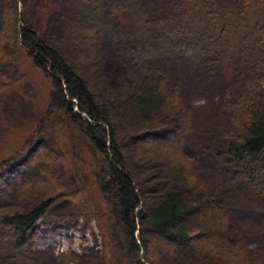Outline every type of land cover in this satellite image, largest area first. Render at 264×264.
<instances>
[{
    "label": "trees",
    "instance_id": "16d2710c",
    "mask_svg": "<svg viewBox=\"0 0 264 264\" xmlns=\"http://www.w3.org/2000/svg\"><path fill=\"white\" fill-rule=\"evenodd\" d=\"M70 2L74 12L66 18L67 28L75 30L82 38L89 39L92 36L89 33L95 30H111L110 19L117 13L130 14L135 27L127 22L128 27L121 26L119 34L123 45L135 49L143 47L144 43L150 44L151 27L165 20L164 33L158 36L159 45L166 47L168 36L176 38L183 33L184 51L189 53V58L210 64L213 73L220 71L227 79L234 76L239 80L240 90L234 102L228 105L231 108L227 114L228 129L222 135L217 157L232 167L235 175L256 195L264 224V109L256 102V89L264 70V0H243V3L238 0L231 12L217 6V0H162L152 11L142 8L141 0ZM70 38L79 41L72 35ZM19 52L42 72L47 84L57 89V100L50 105L46 116L60 114L62 126L69 134L80 131L89 142L88 171L83 169L80 174L83 179L86 176L94 179L110 234L120 236L127 244L120 248L127 264H153L148 257L150 248L164 246L162 241L180 248L175 253L178 257L175 264H239L234 256L241 242L237 230L227 223L223 228V218H205L206 213L223 216L224 202L204 190L179 154L184 135L190 130V115L181 105L176 112L171 110L169 103L178 98L165 81L162 70L142 68L148 81L138 93L136 114L142 125L151 128L165 115H172L175 123L180 122L177 133H171L164 140L156 137L148 154L164 163L163 179L183 183L189 190L180 196L148 200L141 196L129 171L123 153V136L110 105L91 87L87 73L65 60L28 23L26 10L19 9L18 0H0V65H10ZM223 53L226 57L221 56ZM162 142L169 147L172 160H167ZM62 148L38 143L26 152L23 163L33 164L38 157L39 172L54 182L62 168L61 160L65 155ZM10 158L0 162V186L8 178V172L17 175L22 166L21 160L18 163L17 159ZM55 186L56 195H48L45 190L47 195L26 211H0V248L10 255V264H27L25 253L35 244L36 222L48 213L56 200L77 199L80 205L86 206L80 199L81 192L68 191L59 183ZM153 236L159 237L161 243ZM201 241L204 249L191 246ZM252 264H264V259Z\"/></svg>",
    "mask_w": 264,
    "mask_h": 264
},
{
    "label": "rangeland",
    "instance_id": "374dc122",
    "mask_svg": "<svg viewBox=\"0 0 264 264\" xmlns=\"http://www.w3.org/2000/svg\"><path fill=\"white\" fill-rule=\"evenodd\" d=\"M141 1L142 8L147 11H152L154 5L162 2ZM237 1L217 0V6L231 12ZM18 6L20 10H26L28 23L65 60L87 73L91 87L109 103L118 131L123 136V153L129 171L141 196L148 200L180 196L189 190L183 183L163 179L164 163L148 154L155 138L163 139L177 133L180 122L175 123L172 115H165L156 121L155 128H151L142 125L136 114L138 93L148 81V75L142 68L149 66L163 71L165 81L178 98L169 103L171 110L176 112L181 105L190 115V130L184 135L179 154L204 190L225 205L223 216L206 213L205 218H223V228L227 223L237 230L241 238L234 253L237 263L252 264L264 259V224L258 198L235 175L232 167L217 157V150L223 142L222 135L228 129L227 114L231 109L228 105L234 102L240 90L239 80L234 76L227 79L220 71L213 73L210 64L189 58V53L184 51L186 40L183 33L177 34L176 38L168 36L166 47L159 45L161 40L158 36L164 33L165 20L151 27L150 44L144 43L143 47L134 49L123 45L119 34L121 26L128 27L127 22L135 27L130 14L123 16L124 13H117L110 19L111 30H95L86 39L67 28L66 18L74 12L70 0H18ZM132 27L131 31L134 30ZM71 35L79 41L72 40ZM151 40L155 42L151 44ZM221 56L226 57V53ZM1 65L0 162L11 157L18 163L21 160L22 166L17 175L8 172V178L0 186V211H26L43 198L45 190L48 195H56L57 183L68 191L81 192L80 199L86 205H80L77 199L56 200L48 213L36 222L35 244L25 253L27 264H127L120 249L127 244L120 236L110 234L94 179L86 175L83 179L80 174L83 169L88 171L89 142L80 131L69 134L62 126L60 114L46 116L50 105L57 100V89L44 81L42 72L35 69L21 52L10 65ZM261 74L256 102L260 109H264V70ZM161 91L165 93L163 87ZM145 134L151 136L146 137ZM42 142L66 148H62L65 155L57 181L54 179L52 182L51 178L39 172L38 157L33 164L23 163L26 152ZM162 143L167 160H172L169 147ZM153 238L161 243L159 237ZM162 243L165 247L154 245L150 248L149 260L153 264H175L178 260L175 253L180 248L165 241ZM191 246L204 249L205 245L201 241L191 243ZM10 262V255L7 256L6 251L0 248V264Z\"/></svg>",
    "mask_w": 264,
    "mask_h": 264
}]
</instances>
